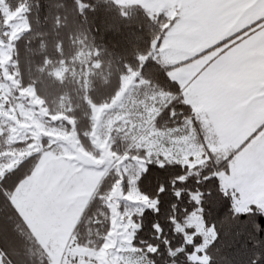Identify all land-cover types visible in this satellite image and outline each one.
<instances>
[{"label": "snow or ice", "instance_id": "obj_1", "mask_svg": "<svg viewBox=\"0 0 264 264\" xmlns=\"http://www.w3.org/2000/svg\"><path fill=\"white\" fill-rule=\"evenodd\" d=\"M163 15L142 104L80 165L97 211L61 264H264V0ZM18 167L0 175V211L22 219Z\"/></svg>", "mask_w": 264, "mask_h": 264}, {"label": "trees", "instance_id": "obj_2", "mask_svg": "<svg viewBox=\"0 0 264 264\" xmlns=\"http://www.w3.org/2000/svg\"><path fill=\"white\" fill-rule=\"evenodd\" d=\"M4 4L9 11L22 8L27 22L12 41L7 66L16 91L31 89L45 109L47 126L73 132L84 151L95 153L90 137L93 106L109 104L120 91L122 78L130 73L136 74V97L143 100L146 81L140 77V65L152 54L154 41L163 31V13L150 14L139 4L122 5L113 0H4ZM5 28L0 12V38L5 39ZM59 69L60 76L56 75ZM3 81L0 66V83ZM129 111L133 114L132 107ZM54 116L59 117L52 120ZM9 138L4 127L0 161L5 160V151L23 150L31 142L30 138ZM47 139L44 135L39 151L22 156L7 170L19 165L17 175L23 181L35 169L42 152L52 148ZM96 211L97 202L88 201L81 213L93 215ZM86 232V227H81V243ZM0 250L6 254L5 264L51 261L24 219L11 212L5 216L0 211Z\"/></svg>", "mask_w": 264, "mask_h": 264}, {"label": "rangeland", "instance_id": "obj_3", "mask_svg": "<svg viewBox=\"0 0 264 264\" xmlns=\"http://www.w3.org/2000/svg\"><path fill=\"white\" fill-rule=\"evenodd\" d=\"M113 1L122 5L139 4L150 14H164L166 8L178 6L182 2V0ZM23 11L22 8L9 11L4 0H0V12L6 25L3 32L5 39L0 38V66L4 74V81L0 83V132L7 127L10 141L30 138L31 142L23 150L5 151V160L0 161V175L22 156L39 151L41 138L44 135L48 137L47 142L52 148L42 152L33 172L22 181L17 203L30 227L41 234L39 237L41 244L56 242V245L52 243L56 250L49 248L46 250L52 264H61V257L66 254L65 248L61 246L65 245L67 234L86 202L83 199L86 188L81 179L80 165L91 163L92 154L82 149L73 132L47 126L44 120L45 109L31 89L16 91V81L8 72L7 66L10 62L12 41L27 27ZM61 74L62 69L56 71V75ZM135 76V73H130L122 78L121 89L109 104L93 106L91 140L93 136L97 139L107 138L109 130L118 129L121 122L130 115V107L134 114L135 107L142 104L143 100L136 97L138 92L135 88L137 84ZM58 117L54 116L51 119L55 120ZM67 245L71 246L70 240Z\"/></svg>", "mask_w": 264, "mask_h": 264}, {"label": "crops", "instance_id": "obj_4", "mask_svg": "<svg viewBox=\"0 0 264 264\" xmlns=\"http://www.w3.org/2000/svg\"><path fill=\"white\" fill-rule=\"evenodd\" d=\"M88 201L86 200V202H85V204H84V206H83V208L81 209V211H80V213H79V215L81 214V212H82V210L84 209V207H85V205H86V203H87ZM79 215L76 217V218H78L79 217ZM23 219H24V221L26 222V224L29 226V228H30V230L32 231V233L34 234V236L36 237V239L38 240V242L41 244V242H40V235L41 234H39L38 232H37V230H33L31 227H30V225L28 224V222L26 221V219L23 217ZM53 230L55 229V228H52ZM72 230H73V227L71 226V228H70V232L67 234V238H66V241H65V245L62 247L61 246V248H65V246L67 245V243H68V241H69V235H70V233L72 232ZM52 232H54V231H52ZM52 243H54L55 245H56V242H50V243H48V244H41L42 245V247L43 248H45V250L46 249H51V250H53V249H55L56 250V248L54 247V246H52ZM47 251V250H46Z\"/></svg>", "mask_w": 264, "mask_h": 264}]
</instances>
